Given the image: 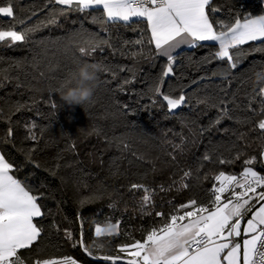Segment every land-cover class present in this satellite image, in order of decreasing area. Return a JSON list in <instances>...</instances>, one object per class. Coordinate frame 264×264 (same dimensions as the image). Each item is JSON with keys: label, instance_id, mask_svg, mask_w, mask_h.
<instances>
[{"label": "trees", "instance_id": "obj_1", "mask_svg": "<svg viewBox=\"0 0 264 264\" xmlns=\"http://www.w3.org/2000/svg\"><path fill=\"white\" fill-rule=\"evenodd\" d=\"M44 2L15 0L16 18L26 21L17 24L16 30L25 27L38 30L31 34L27 43L16 42L8 47L7 42H0V60L3 61L0 62V76L5 74L2 70L7 69L11 76L19 75L25 85L17 88L13 80L5 81L0 86V137L6 135L9 127L13 130L12 143L0 144V152L14 165L13 174L16 178L44 194L39 203L46 213L38 218L44 227L41 238L31 251L22 250V255L32 258L27 260V264H32L34 259L60 258L65 255L83 264H109L89 258L79 246L72 247L71 242L64 238V229L71 230L74 237L79 239V213L83 220L85 243L91 245L95 223L103 224L108 217H111L112 223L120 219V236L98 240L103 242L111 239V247L114 249L116 244L132 243L130 237L143 239L141 228L147 230L154 225L151 217L141 218L136 212L140 198L145 193L143 190L130 192L132 183L155 190V210L170 213L176 205L193 198L207 203V190L213 183L217 184L213 176L219 171L241 172L246 158L244 156L232 164L204 162L199 169V179L196 170L206 151L212 155L213 161L217 157L230 158L235 155L238 148H233L236 142L233 132L248 133L247 139L254 140L255 134L250 132V128L255 120L245 124L224 119L211 131L201 133V129L208 128L216 119L217 109L212 105L218 104L221 98L234 99L235 104H229V107L236 108L234 115L243 116L242 110L264 87V78L257 79V73L264 75V45L250 42L232 49V53H243V63L228 78L222 72L227 67L226 60L204 61L205 57L218 50L216 43L200 42L198 47L179 50L174 65L175 75L165 78L161 91L168 93L171 87L176 89L172 93L176 96L179 94V86L186 85L189 102L171 113L163 97H153L149 91L166 64V59L160 57L154 60L141 57L133 69L136 73L134 81L125 85L123 91L116 89L125 77L132 79V73L125 70L119 73L117 80H112L111 73L99 72L92 98L82 106H69L60 99L58 89L84 59L81 58L79 63L74 61V57L79 56L78 47H90L94 42L92 38L97 34L105 39L111 37L112 43L120 47L123 41L138 39L146 25L139 20L104 25L93 22L92 18L97 17L99 20L101 13L90 10L83 13L68 11L66 15L57 13L55 19L58 23L49 24V10L66 6L49 5V8L41 10ZM213 6L220 9L215 19L228 20L236 14H264V0H213ZM21 8L26 11H20ZM33 8L36 15H31L29 11ZM14 22L13 18L0 17V26L4 29ZM40 40L44 44L33 43ZM53 40L57 43L50 42ZM36 54L40 58V67L33 72L31 66L24 63V58L31 61ZM101 59L112 65L132 67L131 60L118 54L113 55L107 47L102 52L98 51L90 61L99 62ZM14 60L21 61L23 70L31 75L26 77L21 69L12 66ZM253 63L255 69L245 71ZM213 71L218 75L213 76ZM40 72L43 76L39 75ZM209 97L207 105L196 103L198 99ZM53 103L55 107H52ZM124 105L128 107L124 108ZM257 106L258 103L253 104V107ZM32 122L45 131L39 150L34 153L32 162H29L24 151L35 142L27 141L24 137L27 134L25 125ZM224 129H229V132L225 133ZM34 131L39 132V129ZM182 138L183 152L176 151V159L173 161L169 153H173V144H180ZM118 144L121 146L117 147ZM123 144H127L128 148L124 149ZM72 145H75L74 149ZM239 147H242V143ZM247 153L258 156L257 145L253 143ZM37 163L39 167H36ZM253 167L264 175V165L257 162ZM187 170L193 173L188 180V189L160 191L161 185L168 188L173 181H179ZM98 189H106L102 197L89 200L81 206L80 201L85 197L99 195ZM113 200L118 202L115 211L108 207ZM168 201H172V207ZM159 222L160 218L157 217L156 226H159ZM107 254L116 253L108 251Z\"/></svg>", "mask_w": 264, "mask_h": 264}, {"label": "snow or ice", "instance_id": "obj_2", "mask_svg": "<svg viewBox=\"0 0 264 264\" xmlns=\"http://www.w3.org/2000/svg\"><path fill=\"white\" fill-rule=\"evenodd\" d=\"M0 4L3 5L0 6V17L15 20L7 29L0 26V42H7L8 47L15 45L16 42L27 43L31 34L38 29L25 27L22 30H16L17 24H24L26 21L16 18L15 0H0ZM49 5L66 6L59 9L52 7L49 10L51 17L48 20L49 24L58 23L55 19L57 13L66 15L68 11L83 13L89 10L100 12V19L93 17L92 20L104 25L117 22L129 23L133 18L144 22L146 28L140 33V37L134 41H123L120 47L112 43L111 37L105 39L97 34L92 38L94 42L90 47H78L79 56H75L74 61L79 63L81 58H84L83 61L90 60L98 51H104L105 47L111 49L113 55L118 54L128 58L132 61V67L112 65L103 59L96 62L100 66L101 73H111L112 80H117L119 73L125 70L132 73V79L125 77L123 83L116 89V91H123L125 85L134 81L136 73L133 69L141 57L153 60L156 57L165 58L166 64L149 91L153 97H163L170 113L189 102L185 92L186 85L179 86V94L176 96L172 94L176 91L174 88L170 87L168 93L161 91L165 78L175 75L176 56L182 46L195 48L200 46V42L218 44V50L205 57L204 61L226 60L227 67H224L222 72L224 77L228 78L233 75V70L243 63V53H232V49L249 42L264 45V14H236L228 20L215 19V14L220 9L213 6V0H45L41 10L49 8ZM19 10L26 11L23 8ZM29 11L31 15H36L34 8ZM50 42L57 43L55 40ZM33 43L42 45L44 41H33ZM0 62L3 61L0 60ZM24 63L31 66L33 72L37 71L40 67L39 55H33L31 61L24 58ZM12 66L21 69L26 77L31 75L23 70L21 61H12ZM255 67L253 63L245 71H253ZM2 71L5 74L0 76V86H3L5 81L13 80L17 88L25 86L19 75L13 77L8 74L9 70ZM39 75L43 76V73L40 72ZM212 75L216 76L218 73L213 71ZM32 78L35 79V76L33 75ZM66 82L67 80L63 83ZM209 100L210 97L198 99L196 103L207 105ZM256 103L258 106L253 107ZM229 104L234 105L235 100L221 98L218 104L212 105L217 109V117L208 128H202L201 133L211 131L224 119L245 124L255 120L250 128V132L255 134V139L249 141L248 133L233 132L232 135L236 136L233 148H238L234 156L217 157V160L213 161L212 155L205 152L196 170L197 179H199V169L203 167L204 162L232 164L240 160L241 156L246 157L243 160L244 167L238 174L221 170L213 176L219 186L213 183L207 190L209 196L207 203L198 202L196 198H193L176 205L170 213L156 211L153 200L155 190H150L143 184L132 183L129 187L130 192L143 190L145 193L140 198L136 212L141 218L148 216L154 221L151 228L147 230L141 228L144 232L143 239L130 237L133 240L132 243H119L114 249L111 247V239L98 242L100 238L121 235V220L116 219L115 223H112L111 217H108L103 224L95 223L94 239L91 245H88L84 240L83 220L78 213L77 218L81 219L79 239L74 237L71 230L64 229L65 240L71 242L74 248L77 246L82 248L89 258L106 261L109 264H118V262L123 264H264V175L253 167L257 162L264 165V87L259 89L256 96L242 110V117L234 115L236 108H230ZM55 106L53 103L52 107ZM257 117H259L258 120ZM25 127L27 134L24 139L35 143L26 151L23 149L21 151H24L26 159L32 162L34 153L39 150L45 129L40 128L35 122L26 124ZM34 129H39V132ZM223 131L227 133L229 129ZM12 137L13 130L9 127L6 135L0 137V144L12 143ZM241 143L242 147H239ZM253 143L257 145L258 156L247 153V149L251 148ZM183 144V138L180 144H173V153H169L173 161L176 159L174 155L176 151L183 152ZM120 146L117 145V147ZM122 146L124 149L128 148L127 144ZM72 148L74 149L75 145H72ZM36 167H39L38 163ZM56 167L58 168L59 164ZM13 172L14 165L6 159L5 154L0 153V264H27V260L32 258L22 255V250L31 251L44 232V227L38 219L46 214L42 211L43 205L39 203L44 198V194L16 178ZM192 175L191 170L184 171L179 181H173L168 188L161 185L160 191H172L173 188L176 191L188 189L190 186L188 180ZM207 178L205 175V179ZM237 188L240 191H237ZM104 191L106 189H98L99 195L85 197L80 201L81 206L89 200L101 198ZM226 193L228 195H225ZM117 203L113 200L108 207L115 211ZM167 203L172 207V201ZM157 217L160 218L159 226H156ZM53 227L57 226L53 225ZM57 231H59L58 227ZM36 250L39 251L38 248ZM108 251H114L116 254L109 255ZM32 264H80V262L72 256L65 255L60 258L34 259Z\"/></svg>", "mask_w": 264, "mask_h": 264}, {"label": "clouds", "instance_id": "obj_3", "mask_svg": "<svg viewBox=\"0 0 264 264\" xmlns=\"http://www.w3.org/2000/svg\"><path fill=\"white\" fill-rule=\"evenodd\" d=\"M100 66L96 62L84 60L80 62L69 75L67 82L58 89L60 99L69 106H82L92 96L99 78ZM264 78L257 73V79ZM107 250V248H105Z\"/></svg>", "mask_w": 264, "mask_h": 264}, {"label": "crops", "instance_id": "obj_4", "mask_svg": "<svg viewBox=\"0 0 264 264\" xmlns=\"http://www.w3.org/2000/svg\"><path fill=\"white\" fill-rule=\"evenodd\" d=\"M133 20H137V19H136V18H133L132 21H133ZM123 23H125V22H123ZM214 43H215V42H214ZM249 43H250V42H249ZM217 45H218V44H217ZM241 46H243V45H241ZM238 47H239V46H238ZM183 48H190V47L187 46V45H184V46H182L179 50H181V49H183ZM179 50H178V51H179ZM0 153H1V152H0ZM236 190H237V191H240V189H238V188H237ZM249 215H250V214H249ZM118 264H123V262H118Z\"/></svg>", "mask_w": 264, "mask_h": 264}, {"label": "rangeland", "instance_id": "obj_5", "mask_svg": "<svg viewBox=\"0 0 264 264\" xmlns=\"http://www.w3.org/2000/svg\"><path fill=\"white\" fill-rule=\"evenodd\" d=\"M175 110V109H174ZM173 111V110H172ZM217 186H219L218 182H217Z\"/></svg>", "mask_w": 264, "mask_h": 264}, {"label": "built area", "instance_id": "obj_6", "mask_svg": "<svg viewBox=\"0 0 264 264\" xmlns=\"http://www.w3.org/2000/svg\"><path fill=\"white\" fill-rule=\"evenodd\" d=\"M80 264H83V263L80 262Z\"/></svg>", "mask_w": 264, "mask_h": 264}]
</instances>
